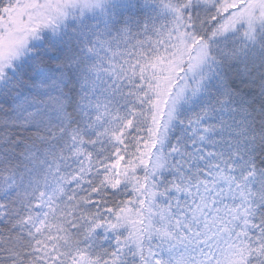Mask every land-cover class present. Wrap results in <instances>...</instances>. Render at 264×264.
Returning a JSON list of instances; mask_svg holds the SVG:
<instances>
[{
    "label": "snow or ice",
    "instance_id": "6c2138e0",
    "mask_svg": "<svg viewBox=\"0 0 264 264\" xmlns=\"http://www.w3.org/2000/svg\"><path fill=\"white\" fill-rule=\"evenodd\" d=\"M0 264H264V0H0Z\"/></svg>",
    "mask_w": 264,
    "mask_h": 264
}]
</instances>
